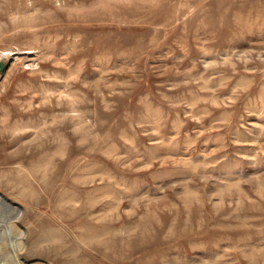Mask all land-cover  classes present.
Returning <instances> with one entry per match:
<instances>
[{
  "label": "rangeland",
  "instance_id": "obj_1",
  "mask_svg": "<svg viewBox=\"0 0 264 264\" xmlns=\"http://www.w3.org/2000/svg\"><path fill=\"white\" fill-rule=\"evenodd\" d=\"M2 52L0 264H264V0H0Z\"/></svg>",
  "mask_w": 264,
  "mask_h": 264
},
{
  "label": "bare ground",
  "instance_id": "obj_2",
  "mask_svg": "<svg viewBox=\"0 0 264 264\" xmlns=\"http://www.w3.org/2000/svg\"><path fill=\"white\" fill-rule=\"evenodd\" d=\"M97 5V4H96ZM106 22V21H105ZM65 24H67V23H65ZM79 24V23H78ZM112 26V25H111ZM26 29V28H25ZM28 29V28H27ZM30 30V29H29ZM33 46V45H32ZM55 46V45H54ZM75 46V45H74ZM24 50V49H23ZM26 50V49H25ZM34 50V49H33ZM31 51V50H30ZM35 51V50H34ZM19 52H22V50L21 51H19ZM17 52H13L12 53V55H14V54H16ZM26 53H29V52H26ZM8 54H11V53H8V52H2L1 54H0V59L1 58H3V57H5L6 55H8ZM21 55V54H20ZM19 56V55H18ZM20 57V56H19ZM31 57V56H30ZM29 57V58H30ZM21 58V57H20ZM28 58V59H29ZM34 58V57H33ZM18 60V59H17ZM26 60V59H25ZM16 61V60H15ZM37 61V60H36ZM31 62V61H30ZM32 63V62H31ZM41 70V69H40ZM78 76V75H77ZM83 92V91H82ZM68 94V93H67ZM61 96V95H60ZM72 109H73V107H72ZM76 109V108H75ZM77 110V109H76ZM19 111H21V110H19ZM35 110H33V112H34ZM96 119V118H95ZM94 119V120H95ZM62 123V122H61ZM39 124V123H38ZM58 125V124H57ZM83 137V136H82ZM85 138V137H84ZM62 149H63V147H62ZM61 152H63L62 150H60ZM64 155V154H63ZM19 169V168H18ZM19 170H23V169H19ZM20 172V171H19ZM20 183V182H19ZM2 200H3V198H2ZM1 201V200H0ZM62 203V202H61ZM5 205V204H4ZM0 220H1V218H0Z\"/></svg>",
  "mask_w": 264,
  "mask_h": 264
},
{
  "label": "water",
  "instance_id": "obj_3",
  "mask_svg": "<svg viewBox=\"0 0 264 264\" xmlns=\"http://www.w3.org/2000/svg\"><path fill=\"white\" fill-rule=\"evenodd\" d=\"M9 67V61L6 57L0 59V73L4 74Z\"/></svg>",
  "mask_w": 264,
  "mask_h": 264
}]
</instances>
